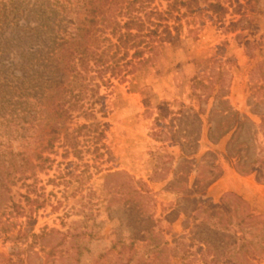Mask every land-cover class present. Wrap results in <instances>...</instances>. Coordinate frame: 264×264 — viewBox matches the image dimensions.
I'll return each mask as SVG.
<instances>
[{"label":"rangeland","instance_id":"rangeland-1","mask_svg":"<svg viewBox=\"0 0 264 264\" xmlns=\"http://www.w3.org/2000/svg\"><path fill=\"white\" fill-rule=\"evenodd\" d=\"M34 1L0 0V14L10 10L8 19L15 22L32 7L27 3ZM219 1L227 8L225 15L213 14L208 8V2L215 0H200L192 13L181 9L164 23L168 29L163 49L135 60L134 68L127 67L128 74L123 71L116 77L106 74L94 79L99 84L94 117L86 119L73 112L63 128L74 133L65 139L57 135L52 149L41 151V157L49 159L41 168L39 160L30 157L32 167L9 186V200L0 211V264H122L127 258L128 264L198 263L177 259L182 249L198 257L203 251L194 235L196 223L188 215L193 196L180 198L183 206L177 207L178 198L168 185L148 183L154 200L149 211L154 222L148 223L140 219L131 192L121 186L125 176L108 175L122 172L147 183L155 166L162 173L165 169L167 175L171 160L166 145L157 141H164L162 132L169 133L178 124V116L167 115L166 103L178 102L185 109L193 106L196 110L191 81L207 74L214 62L229 74L223 101L256 124L264 118V89L258 90L264 84V0ZM152 6L163 11L166 2L156 0ZM37 16V11L32 13ZM77 16L83 19V12ZM2 27L1 42L6 39L11 45L0 59L12 65L0 71V84L5 82V74H20L22 47L11 38L14 28H5V23ZM5 89L0 86V96ZM172 106L176 112L178 106ZM187 114L181 127L188 128L184 152L192 156L198 149V125L190 111ZM158 116L164 117L154 120ZM90 123L99 126L80 129ZM2 132L1 128L0 142L6 146L9 139ZM41 138L32 146L44 147L48 137ZM10 141L15 151L25 148L26 141ZM200 147L202 153L208 148L220 153L225 141L217 146L201 143ZM213 160L211 155L203 160L206 177L212 174L209 166ZM248 189L243 196L251 211L264 213V186L251 179ZM151 227L159 232L158 239L148 234ZM157 244L174 250L156 254Z\"/></svg>","mask_w":264,"mask_h":264},{"label":"trees","instance_id":"trees-1","mask_svg":"<svg viewBox=\"0 0 264 264\" xmlns=\"http://www.w3.org/2000/svg\"><path fill=\"white\" fill-rule=\"evenodd\" d=\"M155 1L36 0L31 5L27 3L32 7L24 14L22 12V18L15 22L8 19L10 10L0 14L4 16L3 21L0 19V56L5 55L7 45H11L6 39L1 42L4 23L5 28H14L11 38L22 46L18 66L20 74H5V82L0 84L7 88L0 96V129L9 139L6 146L0 142V211L4 210L9 200V186L20 179L27 167H32L30 157L39 160L37 166L41 168L49 161L41 157V151L51 150L57 135L62 134L65 139L74 133L63 128L71 120L72 113L80 112L86 119L94 117L93 106L99 99V84L94 83V79H102L106 74L116 77L123 71L128 74L131 70L127 67L134 68L135 60L146 53L155 54L158 49H163V38L168 29L165 21L181 9L192 13L200 0H163L166 2L163 11L152 6ZM208 8L216 15L227 13V8L219 0L208 2ZM35 11L38 12L36 18L32 17ZM79 11L83 12L81 20L77 16ZM10 65L12 63L8 65L0 59V71L9 69ZM228 76V70L214 62L207 74L191 81V101L196 104V110L193 106L185 109L174 102L178 106L174 112L170 108L173 104L166 103L167 115L178 116L173 137L182 138L183 143L189 142L188 128L181 125L189 118L187 111H190V116L197 122L198 133L205 132L206 141L215 144L228 136L225 153L235 160V171L239 175L255 174L257 183L264 186V118L256 124L223 101ZM261 89H264V84L258 90ZM163 117L158 116L155 120ZM97 126L98 123H90L80 129ZM43 130L48 137L46 145L42 148L40 144L32 146L41 141L44 134L37 132ZM23 132L25 134L22 135ZM18 134L22 136L19 138ZM244 135H247L246 138ZM11 139L26 141L25 148L15 151L9 144ZM251 150L254 151L250 153ZM207 155L215 158L211 152L202 157L203 163L198 166L193 190L184 184L176 187L192 163L186 159L178 166L180 175L170 185L171 190L182 195L201 193L218 178L221 169L212 163L209 166L211 176L206 177L203 173L206 169L203 160ZM164 175V170L162 173L155 168L149 181ZM111 176H125V183L121 186L131 192L140 219L153 223L149 211L154 200L148 184L122 172L108 175ZM189 201V212L197 220L194 235L203 251L198 257L182 249L178 260L188 258V261H197V264H253L264 261V213L254 214L249 203L232 192L224 194L218 205L196 199ZM148 234L155 239L160 237L153 227ZM165 247L155 245L154 253L174 250ZM129 261L130 258H127L122 264Z\"/></svg>","mask_w":264,"mask_h":264},{"label":"crops","instance_id":"crops-1","mask_svg":"<svg viewBox=\"0 0 264 264\" xmlns=\"http://www.w3.org/2000/svg\"><path fill=\"white\" fill-rule=\"evenodd\" d=\"M168 116H174V115H168ZM175 129H176V126L173 125L169 133L167 132L166 134L162 132V134L164 135V138H163L164 141L163 142L157 141L160 144L163 143L164 145H166L167 150H165V152H166L167 157L170 158L171 160L170 165L172 166H169V169H166L167 170V175L165 172L166 176L164 175L161 178L154 179L153 182H150L149 177H148L147 184L148 183L155 184L159 182L160 184L164 183V185H168V187L170 188V185L174 183L176 179L178 178V176L180 175L178 166L180 165L182 160L186 159L188 161H192V163L190 164L188 173L184 176L185 181H183L182 184H184L188 189L193 190L195 187L194 186L195 177H196V174L198 173V166L203 163L201 161L202 157L207 152H211L215 156L214 160L212 161V165L219 166L221 169V173L219 177L214 179L211 183H209L201 193H194L191 195H182L180 193L174 192L173 194L175 195L176 198H178V199L175 198L176 206L177 207L183 206V203L180 201V198H188L190 196H193L191 199H196L198 201H203V202H207L213 205H218L220 204L222 200V196L229 192L235 193L243 197L246 200V198L243 195L249 193L248 183L250 182V180L252 179L256 184H258L255 178V174L252 173L248 175H239L235 171V168H234L235 160L227 157L225 150L220 153L219 152L217 153L214 150H211L210 148L206 149V151L203 153L201 151V147H200L201 143H206L211 146L212 145L217 146L219 142L225 141V146H226V143L228 141V136L223 137L220 141L213 144V143H210L209 141H206L205 136H204L205 132L198 133V135L200 134V137L197 138L196 136L195 138V144L198 145V149L195 152H193L192 156H189L185 154L184 152V143H183L184 140L182 138L175 137L176 138L175 139L173 137V133ZM155 168H157L158 171L161 170L156 166L154 167V169ZM188 215H190L189 217L192 220H194L195 223L197 224V220L193 217V213L189 212Z\"/></svg>","mask_w":264,"mask_h":264}]
</instances>
